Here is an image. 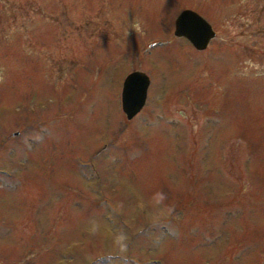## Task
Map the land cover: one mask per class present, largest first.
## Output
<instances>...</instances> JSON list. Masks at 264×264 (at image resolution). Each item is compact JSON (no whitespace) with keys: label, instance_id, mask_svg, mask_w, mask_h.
<instances>
[{"label":"rangeland","instance_id":"rangeland-1","mask_svg":"<svg viewBox=\"0 0 264 264\" xmlns=\"http://www.w3.org/2000/svg\"><path fill=\"white\" fill-rule=\"evenodd\" d=\"M83 2L0 0V264H264V0Z\"/></svg>","mask_w":264,"mask_h":264},{"label":"water","instance_id":"water-1","mask_svg":"<svg viewBox=\"0 0 264 264\" xmlns=\"http://www.w3.org/2000/svg\"><path fill=\"white\" fill-rule=\"evenodd\" d=\"M175 36L186 38L198 50H205L215 37L211 26L196 13L185 10L176 19ZM149 79L143 73L129 75L122 87L121 106L127 120H132L143 108L146 101Z\"/></svg>","mask_w":264,"mask_h":264},{"label":"flooded vegetation","instance_id":"flooded-vegetation-1","mask_svg":"<svg viewBox=\"0 0 264 264\" xmlns=\"http://www.w3.org/2000/svg\"><path fill=\"white\" fill-rule=\"evenodd\" d=\"M84 0H78V2H81L82 3V10H83V8H84V6H85V3L83 2ZM85 1H87L88 2V9H89V6H92V8H91V10L89 11L88 10V14H89V16H92L93 17V19L95 20V19H97L98 18V16L99 15H101L100 14V12H102V11H107L106 13H104L105 15H107V13L109 14V13H111V0H85ZM101 1H103V5H104V7H103V9L101 8V5H100V2ZM90 4V5H89ZM105 8V9H104ZM185 10H189V11H193V12H195L194 10H192V9H190V8H183L179 13H178V15L176 16V18L175 17H172L171 18V21H172V24H173V28L172 29H168V31H170L169 32V34H170V37H169V40L167 41V42H163V39H161V38H158V39H154V40H152L149 44H148V48H153V47H161L160 49H163V48H167V49H169L170 47L172 48L174 45L171 43V41L174 43L175 41L174 40H181V41H183V42H186L187 43V45H190V47H192L196 52H197V54H200V53H202V52H205L206 51V49H208V47H209V45H210V43L214 40V39H216V34H215V37L213 38V39H211L210 41H209V43H208V45H207V47H206V49L205 50H203V51H198V50H196L193 46H192V44L186 39V38H184V37H176L175 36V22H176V19H177V17L183 12V11H185ZM196 13V12H195ZM198 14V13H197ZM110 15V14H109ZM108 15V16H109ZM199 15V14H198ZM200 16V15H199ZM75 17H85V14H83V15H81L80 14V11L75 15ZM202 17V16H201ZM203 18V17H202ZM213 30V29H212ZM148 48H147V50H148ZM148 54H150V53H148ZM190 65V63H187V65ZM131 70V71H130ZM130 70H128L127 71V75L125 76V78H124V81H125V79L129 76V75H131V74H133V73H144L147 77H148V79H149V87H148V90H147V96H148V91H149V89L151 88V86H152V84H153V78H152V75H151V73L148 71V74L147 73H145V72H143V71H141V70H137V69H130ZM181 70H182V67H179V66H177V68H173V72L175 73V74H177V75H179L180 76V74L179 73H181ZM183 71V70H182ZM124 81H123V83H124ZM181 80H176L175 81V86H178V82H180ZM123 86V85H122Z\"/></svg>","mask_w":264,"mask_h":264}]
</instances>
